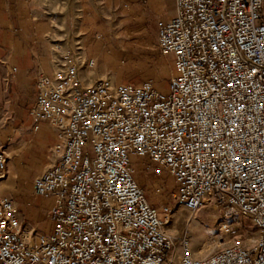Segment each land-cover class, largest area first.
<instances>
[{
  "label": "built area",
  "instance_id": "obj_1",
  "mask_svg": "<svg viewBox=\"0 0 264 264\" xmlns=\"http://www.w3.org/2000/svg\"><path fill=\"white\" fill-rule=\"evenodd\" d=\"M175 4V18L158 24L176 71L168 94L96 78L80 40L49 37L51 72L38 68L31 115L34 130L46 123L56 137L34 180L35 196L53 200L51 228L27 223L0 193V264H264V0ZM135 158L173 177L170 204L150 203ZM7 163L0 146V182ZM205 205L248 219L254 245L236 238L195 257L168 226Z\"/></svg>",
  "mask_w": 264,
  "mask_h": 264
},
{
  "label": "crops",
  "instance_id": "obj_2",
  "mask_svg": "<svg viewBox=\"0 0 264 264\" xmlns=\"http://www.w3.org/2000/svg\"><path fill=\"white\" fill-rule=\"evenodd\" d=\"M79 3L85 53L98 63L93 75L102 78L111 73L108 77L116 83L130 84L114 71L118 61L142 51L144 43L157 45L159 22H169L177 14L175 0ZM46 13L36 0H0V146L8 157L0 193L12 196L25 221L39 229L53 200L35 196L34 180L43 173L47 154L56 144L46 123L34 130L31 115L38 97V68L51 72L49 37L54 22Z\"/></svg>",
  "mask_w": 264,
  "mask_h": 264
},
{
  "label": "rangeland",
  "instance_id": "obj_3",
  "mask_svg": "<svg viewBox=\"0 0 264 264\" xmlns=\"http://www.w3.org/2000/svg\"><path fill=\"white\" fill-rule=\"evenodd\" d=\"M36 1L54 22L52 36L66 40L69 44L80 40L84 46V35L79 30V0ZM114 68V71L130 84L139 85L150 82L165 94L169 93L170 80L176 73L173 59L163 56L154 43L142 44V51H135L131 58L119 60ZM108 75L113 76L108 73L105 77ZM51 159L52 151H49L44 170L50 164ZM133 163L136 179L145 189L150 203L156 207L170 204L172 195L178 190L173 177L168 172L158 175L154 169L149 167L153 165L146 158H135ZM157 188H160L162 192L158 194ZM18 202L23 207L20 199ZM39 222L41 231L50 230L51 224L48 216L41 217ZM168 231L176 238L187 236L192 253L198 258L223 249L236 238L249 248L254 245L257 238L255 229L248 219L240 216L237 219H228L212 205H205L195 214L180 210L169 224Z\"/></svg>",
  "mask_w": 264,
  "mask_h": 264
},
{
  "label": "bare ground",
  "instance_id": "obj_4",
  "mask_svg": "<svg viewBox=\"0 0 264 264\" xmlns=\"http://www.w3.org/2000/svg\"><path fill=\"white\" fill-rule=\"evenodd\" d=\"M190 217H192V216H190Z\"/></svg>",
  "mask_w": 264,
  "mask_h": 264
}]
</instances>
